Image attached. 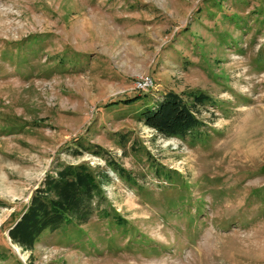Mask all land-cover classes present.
Returning a JSON list of instances; mask_svg holds the SVG:
<instances>
[{
  "label": "rangeland",
  "instance_id": "rangeland-1",
  "mask_svg": "<svg viewBox=\"0 0 264 264\" xmlns=\"http://www.w3.org/2000/svg\"><path fill=\"white\" fill-rule=\"evenodd\" d=\"M168 90L212 98L193 140L139 119ZM64 163L108 215L13 244ZM0 264H264V0H0Z\"/></svg>",
  "mask_w": 264,
  "mask_h": 264
},
{
  "label": "trees",
  "instance_id": "trees-1",
  "mask_svg": "<svg viewBox=\"0 0 264 264\" xmlns=\"http://www.w3.org/2000/svg\"><path fill=\"white\" fill-rule=\"evenodd\" d=\"M135 97L119 101L129 103ZM212 102L209 95L199 91H188L184 99L168 90L152 108L141 111L139 119L156 134L193 140L200 135L202 126L194 108ZM93 153L100 154L98 151ZM106 165L119 177L125 176L123 169L113 160H106ZM101 180L86 163L60 164L54 173L44 174L32 189L23 209L7 227V237L13 244L29 250L44 231L52 233L62 224L72 222L83 224L96 211L107 216L106 209H99L104 198Z\"/></svg>",
  "mask_w": 264,
  "mask_h": 264
},
{
  "label": "built area",
  "instance_id": "built-area-1",
  "mask_svg": "<svg viewBox=\"0 0 264 264\" xmlns=\"http://www.w3.org/2000/svg\"><path fill=\"white\" fill-rule=\"evenodd\" d=\"M153 86V80L150 76L144 75L136 78L132 84V88L137 91H146Z\"/></svg>",
  "mask_w": 264,
  "mask_h": 264
}]
</instances>
